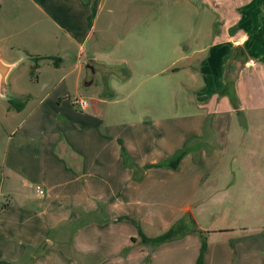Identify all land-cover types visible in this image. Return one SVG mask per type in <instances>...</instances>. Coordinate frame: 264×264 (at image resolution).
Listing matches in <instances>:
<instances>
[{"label":"rangeland","instance_id":"obj_1","mask_svg":"<svg viewBox=\"0 0 264 264\" xmlns=\"http://www.w3.org/2000/svg\"><path fill=\"white\" fill-rule=\"evenodd\" d=\"M234 3V0H89L86 7L83 0L57 2L52 15L63 30L50 21L46 49L53 53L64 43L68 56L61 67L54 59H43L40 67L33 70L35 60L20 55L24 61L10 76V96L0 97V176L5 178V183L0 180V190L22 187L29 180L27 177L63 178L57 163L50 159L53 142L69 138L79 143V120L84 109L75 100L85 98L91 106L98 103V99L105 97V80L112 76L108 73L110 67L104 64L93 65L91 69L83 65L82 71L75 67L78 46L72 36L76 38L79 28L86 26L91 31L86 50L97 51L101 62L122 63L132 74L130 83L113 77V85H123L127 95L136 87L139 77H145L138 89L139 100L135 102L136 93L134 97L120 94L123 99L119 98L117 108L125 106L132 114L130 120H136L142 108H157L159 113L155 116L160 118L171 115V119L161 121L159 128L146 130L141 149L136 143L121 148L122 160L126 166L136 168L138 180L143 178L142 172L133 161L150 145L158 146L155 150L159 152H149L145 161L155 159L159 165L171 168L160 171L164 183L148 187L142 205L133 206L143 211V219L127 217L137 227L136 238H140L141 245L145 243L140 230L155 237L175 227L186 234L156 245L163 250L160 264H188L199 254L203 236L212 247L206 264H264V248L253 247L256 243L264 246V63L258 61L256 66L247 67L244 62L232 61L227 65L230 80L222 92L226 98L222 108L230 106L237 110L233 117L219 119L220 124L227 119L229 126H208L209 118L201 125L188 117L201 107L196 92L204 85L198 69L199 61L208 53L203 48L213 42V33L221 34V28L215 24L217 19L237 20L231 14ZM236 23L234 31L241 28ZM191 53V59L176 60ZM158 55L160 62L154 64L156 67L140 69V62ZM168 65L172 69L162 73L160 70ZM175 68L178 70L174 71ZM165 78L176 86L177 99L168 98L165 92L147 96L145 92L161 86L158 80ZM9 99L23 101L24 105L15 108ZM216 101L219 103V98ZM149 115L146 112L145 118ZM170 120L176 126H165ZM39 147L49 157L44 155L43 168L40 153L35 152ZM175 159L177 167L165 165ZM31 165L37 171L35 175L28 173ZM125 177L123 173H111L108 179L115 184L127 181ZM37 184L43 186L35 181V188ZM35 188H31L32 193L37 195ZM137 260L134 258L133 262Z\"/></svg>","mask_w":264,"mask_h":264},{"label":"crops","instance_id":"obj_2","mask_svg":"<svg viewBox=\"0 0 264 264\" xmlns=\"http://www.w3.org/2000/svg\"><path fill=\"white\" fill-rule=\"evenodd\" d=\"M59 1L61 0H0V54L5 61L18 62V66L24 61L23 57L34 59V56L51 55L60 58L57 66L61 67L62 61L68 56L65 44L58 45L53 53L46 49L50 40V21H54V27L63 30L52 15ZM88 1L83 0L86 7ZM234 2L231 14L237 20L232 22L217 19L215 24L221 28V34L215 36L213 33V42L203 48L208 49V53L199 61L198 69L203 75L204 85L196 92L201 107L198 108L199 112L188 115L192 117L193 123L197 121V124L202 125V121L209 118L210 123L207 125L218 127L219 117L231 118L235 115L236 108H222V102L226 99L222 97V92L230 80L227 70L230 62H244L243 65L247 67L256 66L258 61L264 63V35L263 40L258 39L264 26V6L261 0ZM236 22L240 23L241 28L234 31ZM90 32L84 26L79 28L80 34L76 38L72 36L74 44L78 46L75 67L82 71L83 65L91 69L93 65L104 64L114 70L105 84V97L98 99L101 104L95 102L91 106L89 103L81 113L79 143H74L69 138L53 142L54 151L50 159L57 163L59 171L64 174L63 178H68L55 180L52 175L27 177L29 180L22 186L24 188L7 187L3 188L6 191L0 190V264H160L158 260L163 250L160 246L141 245L140 238H136L137 227L128 218L143 219V211L139 212L133 206L142 205L144 191L150 186L160 187L164 183L160 171L171 168L159 165L155 159L145 161L149 152H159L155 150L158 146L150 145L149 150L144 151L136 162L133 161L142 172L143 178L138 180L135 176L136 168L126 166L122 160L121 148L136 143L141 149L146 130L159 128L161 121L171 119V115L160 118L155 116L159 113L157 108H142L141 115L136 120H130L132 114L126 111L125 106L117 108L120 94L124 96L126 92L123 85H113L112 79L115 77L130 83L132 74L122 63L101 62L97 51H87ZM20 55L23 57L20 58ZM159 57L140 62V69L156 67L154 64L160 62ZM191 58L193 53L182 55L176 60ZM43 59L50 58L42 57L40 61ZM40 61L36 70L40 67ZM16 67L8 77L9 92L10 76ZM169 69H172L170 65L160 71L164 73ZM176 70L178 69L175 68L174 71ZM143 80L145 77H139L136 87L125 96L134 97L136 93L135 102L138 101V89ZM158 81L161 86L150 88L146 92L143 90L147 96L165 92L168 98L177 99V88L171 85L169 78ZM216 96L219 103L216 101L218 98L211 102ZM173 106L174 104L171 105V110ZM225 111L228 112L227 115L224 114ZM146 112L150 114L147 118ZM222 125L229 126L228 120L222 121L220 126ZM165 126L174 127L176 122L170 120ZM35 152L40 153V168H43L42 160L47 154L40 147ZM49 154L51 156V150L48 151ZM142 167L145 168L142 170ZM36 172L31 165L28 173L35 175ZM111 173L126 174L124 179L127 181L113 184L108 179ZM3 176H0V180L5 183ZM35 181L43 186L37 184L35 188ZM31 188H35L37 195L32 193ZM3 196L5 200L2 199ZM121 217L126 219H120ZM258 245L256 243L253 247L264 248ZM138 250L140 253H137ZM211 250L208 239L204 264L209 259ZM164 253L169 254V251ZM198 255H194L188 264H195ZM134 258L139 260L133 262Z\"/></svg>","mask_w":264,"mask_h":264},{"label":"trees","instance_id":"obj_3","mask_svg":"<svg viewBox=\"0 0 264 264\" xmlns=\"http://www.w3.org/2000/svg\"><path fill=\"white\" fill-rule=\"evenodd\" d=\"M263 6H264V0H261ZM263 35H264V26H263V29L260 31V33L258 34V39L260 40H263ZM44 57V58H50V59H54V63L56 65H59V62L57 61L58 57H55V56H34V60H35V65H33V70H36V68L38 67L39 65V61L40 59ZM114 70H109L108 73H113ZM105 84L108 83V80H105ZM11 105L15 108H22L23 105H24V102L23 101H16V100H13V99H10L9 100ZM179 159V158H178ZM176 160V159H175ZM172 161V162H166L165 165H168V166H172V167H177V160L176 161ZM124 217H121L120 219H122ZM140 232V236L142 238V242L145 243L146 245H151V246H156L158 245L159 243H162V242H165V241H168L170 239H174L178 236H183V234L185 235L186 233H180L175 227H172L171 229H169L168 231L158 235V236H155V237H148L143 231H139ZM208 247V240H207V237L206 236H203L202 237V244H201V247H200V252H199V255H198V258L196 260V263L195 264H204V261H205V252H206V249Z\"/></svg>","mask_w":264,"mask_h":264},{"label":"water","instance_id":"obj_4","mask_svg":"<svg viewBox=\"0 0 264 264\" xmlns=\"http://www.w3.org/2000/svg\"><path fill=\"white\" fill-rule=\"evenodd\" d=\"M18 62L9 63L5 61L0 54V97L8 98L9 96V74ZM90 84V82H88Z\"/></svg>","mask_w":264,"mask_h":264},{"label":"built area","instance_id":"obj_5","mask_svg":"<svg viewBox=\"0 0 264 264\" xmlns=\"http://www.w3.org/2000/svg\"><path fill=\"white\" fill-rule=\"evenodd\" d=\"M75 104H77V106L81 109H85L86 107L89 106V102L87 99L85 98H77L75 100ZM38 188H40V186H38Z\"/></svg>","mask_w":264,"mask_h":264}]
</instances>
